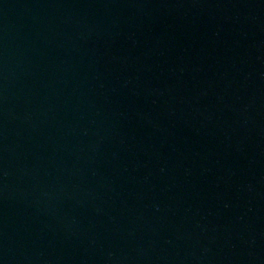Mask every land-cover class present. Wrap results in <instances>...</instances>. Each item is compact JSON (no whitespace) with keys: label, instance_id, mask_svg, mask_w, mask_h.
Listing matches in <instances>:
<instances>
[{"label":"water","instance_id":"95a60500","mask_svg":"<svg viewBox=\"0 0 264 264\" xmlns=\"http://www.w3.org/2000/svg\"><path fill=\"white\" fill-rule=\"evenodd\" d=\"M0 264H264V0H0Z\"/></svg>","mask_w":264,"mask_h":264}]
</instances>
